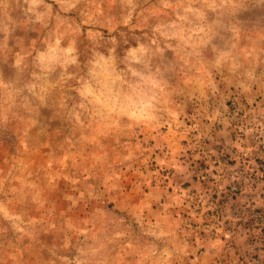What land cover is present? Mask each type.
Here are the masks:
<instances>
[{
    "label": "rangeland",
    "instance_id": "rangeland-1",
    "mask_svg": "<svg viewBox=\"0 0 264 264\" xmlns=\"http://www.w3.org/2000/svg\"><path fill=\"white\" fill-rule=\"evenodd\" d=\"M252 257L264 0H0V264Z\"/></svg>",
    "mask_w": 264,
    "mask_h": 264
},
{
    "label": "built area",
    "instance_id": "built-area-1",
    "mask_svg": "<svg viewBox=\"0 0 264 264\" xmlns=\"http://www.w3.org/2000/svg\"><path fill=\"white\" fill-rule=\"evenodd\" d=\"M230 190H231L232 192H235V191L237 190V188H236L235 185H233V186L230 188ZM245 264H261V263H260V261H259L257 258L252 257V258L248 259V260L245 262Z\"/></svg>",
    "mask_w": 264,
    "mask_h": 264
}]
</instances>
